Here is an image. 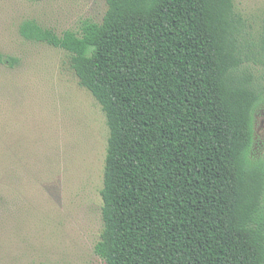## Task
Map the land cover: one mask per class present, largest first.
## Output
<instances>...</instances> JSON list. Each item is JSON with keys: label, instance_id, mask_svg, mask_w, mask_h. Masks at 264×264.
Segmentation results:
<instances>
[{"label": "trees", "instance_id": "trees-1", "mask_svg": "<svg viewBox=\"0 0 264 264\" xmlns=\"http://www.w3.org/2000/svg\"><path fill=\"white\" fill-rule=\"evenodd\" d=\"M107 4L81 34L20 26L69 52L106 114L96 253L106 264H264V156L251 157L264 96L234 0ZM260 48L263 59L264 34Z\"/></svg>", "mask_w": 264, "mask_h": 264}, {"label": "rangeland", "instance_id": "rangeland-1", "mask_svg": "<svg viewBox=\"0 0 264 264\" xmlns=\"http://www.w3.org/2000/svg\"><path fill=\"white\" fill-rule=\"evenodd\" d=\"M243 44L264 96V0H234ZM107 0H0V264H106L104 171L110 130L69 52L20 34L34 20L58 35L101 23ZM254 53V54H253ZM257 53V54H256ZM264 156V101L254 113L251 157Z\"/></svg>", "mask_w": 264, "mask_h": 264}]
</instances>
